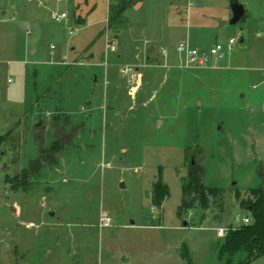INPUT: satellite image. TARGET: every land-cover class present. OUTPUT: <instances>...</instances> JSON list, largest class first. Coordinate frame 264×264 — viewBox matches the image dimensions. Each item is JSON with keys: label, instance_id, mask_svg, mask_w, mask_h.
Segmentation results:
<instances>
[{"label": "rangeland", "instance_id": "1", "mask_svg": "<svg viewBox=\"0 0 264 264\" xmlns=\"http://www.w3.org/2000/svg\"><path fill=\"white\" fill-rule=\"evenodd\" d=\"M66 1L71 37L49 19L27 33L36 2L0 0V264H226L264 175V0H238L234 25L229 0ZM186 37L236 45L218 68H163ZM192 162L217 191L181 208ZM246 263L264 257L230 260Z\"/></svg>", "mask_w": 264, "mask_h": 264}, {"label": "trees", "instance_id": "2", "mask_svg": "<svg viewBox=\"0 0 264 264\" xmlns=\"http://www.w3.org/2000/svg\"><path fill=\"white\" fill-rule=\"evenodd\" d=\"M4 138L5 136H0V143L3 142ZM258 174L262 182L261 185L248 190L247 199L240 202L242 207H246L252 222L239 228H230L224 242L217 249L219 259H225L226 264H230V260L242 252L246 253L247 262L251 259L264 257V175L260 171ZM201 175L202 169L190 163L187 171V182L182 186L181 208L191 207L192 202L189 197L192 195L204 205L207 195L217 191L215 188L204 186ZM168 194L167 186L159 179L153 184L151 204L156 208L161 207ZM235 196L238 197V194L236 193Z\"/></svg>", "mask_w": 264, "mask_h": 264}, {"label": "built area", "instance_id": "3", "mask_svg": "<svg viewBox=\"0 0 264 264\" xmlns=\"http://www.w3.org/2000/svg\"><path fill=\"white\" fill-rule=\"evenodd\" d=\"M28 2H36L39 7H45V4L42 0H27ZM65 0H55L56 7L49 9V18L51 22L65 27L67 36L71 37L76 34V32L81 27V24L75 22L71 17V14L66 11L58 8L62 5ZM11 21H15V17L10 18ZM31 29L26 28V32L30 33ZM236 45V40L234 38H229L226 43H215L208 49H200L193 46L189 41L182 40L176 45V53L179 58V68L181 69H207V68H218L220 61L226 56L232 54L234 46ZM107 48L114 50V46L111 44L107 45ZM51 50H54L55 47L50 46ZM160 53L163 56H166V48L161 47ZM65 59V57H64ZM134 70L131 67H124L121 70V73L124 76H134ZM244 223H248L249 219L244 218ZM101 227L109 226L110 220L106 217L100 218ZM219 235L223 236V230H219Z\"/></svg>", "mask_w": 264, "mask_h": 264}, {"label": "crops", "instance_id": "4", "mask_svg": "<svg viewBox=\"0 0 264 264\" xmlns=\"http://www.w3.org/2000/svg\"><path fill=\"white\" fill-rule=\"evenodd\" d=\"M44 2V4H45V7H39L38 6V4L36 3V7H35V11L33 10V12L32 11H24L23 12V17H24V20L27 22V23H29V25H27V27H29L30 29H31V27H34V29L36 30V32H37V34H42V35H44V34H49V35H51V34H53V30L51 29V26H50V24L48 23V19L50 20V18H49V9H51V8H54V7H56V4H55V0H45V1H43ZM67 3V1L65 0L64 1V3L62 4V5H60V6H58V8H60V9H63V8H67V11L70 13V14H72L71 12H70V10H69V6H70V3H68V4H66ZM189 5V4H188ZM243 9H244V7H243ZM65 10V9H64ZM39 11V12H38ZM244 14H245V11H244ZM73 18V17H72ZM74 19V18H73ZM16 21V20H15ZM51 21V20H50ZM26 27V28H27ZM32 30V29H31ZM31 32V31H30ZM182 40H187V41H189L193 46H194V44H196V41L195 40H192L191 41V39H189L188 37H186V38H184V39H180V41H182ZM241 42H243V41H241ZM178 44V43H177ZM176 44V45H177ZM201 46H199V48H200ZM166 48V47H165ZM176 48V47H175ZM70 49V51H72V52H74L75 51V49H74V47L72 46L71 48H69ZM200 49H205V48H203V46L200 48ZM176 50V49H175ZM166 51H167V54H166V56H163L160 52V58H161V60H162V62H163V64H161L162 65V67L163 68H168V69H178L179 71H181V68H179V58H178V55H177V53H176V51H175V53L174 54H172V52H170V51H168L167 49H166ZM30 54L31 55H34L35 54V51H31L30 52ZM219 65H222L221 63L219 64ZM136 71H138V70H136ZM262 75H264V74H262ZM132 76L130 75V78H131ZM134 78V77H133ZM7 82H11V79H8L7 80ZM243 96V95H242ZM12 210H15V215L17 216V211H16V209L15 208H13ZM125 260H124V263H129L130 262V258H125V257H123Z\"/></svg>", "mask_w": 264, "mask_h": 264}, {"label": "water", "instance_id": "5", "mask_svg": "<svg viewBox=\"0 0 264 264\" xmlns=\"http://www.w3.org/2000/svg\"><path fill=\"white\" fill-rule=\"evenodd\" d=\"M229 7L230 10L232 12V17L230 19L229 24L230 25H234L237 22H239L243 15H244V9H243V5L241 3H239L238 0H229ZM243 94H240V96L242 97ZM38 125V124H37ZM193 164V162H192ZM7 170L6 167H4L3 172H5ZM8 180V176H5V181ZM12 212L15 214V210H12ZM133 224V223H131ZM124 258H122V262H124Z\"/></svg>", "mask_w": 264, "mask_h": 264}]
</instances>
